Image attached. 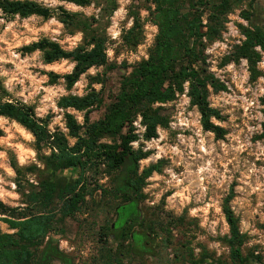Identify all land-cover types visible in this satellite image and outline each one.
Returning a JSON list of instances; mask_svg holds the SVG:
<instances>
[{"label":"clouds","instance_id":"obj_1","mask_svg":"<svg viewBox=\"0 0 264 264\" xmlns=\"http://www.w3.org/2000/svg\"><path fill=\"white\" fill-rule=\"evenodd\" d=\"M19 2L24 3L26 0ZM27 2L48 10L50 14L45 18L33 12L22 17L20 13L8 14L0 7V105L33 109L34 116L30 118L35 119L40 127H45L41 121L51 115L52 119L46 125L49 134H54L59 126L68 138L69 145L74 146L77 141L68 136L70 129L67 127L65 114L74 116L77 123L83 125L85 112L71 106L61 107L60 103L65 97L83 98L88 95L87 77L102 72L103 66L97 68L93 65L88 68L69 90L65 77L73 74L78 61L62 56L58 60L47 62V49L35 48L30 52L24 49L47 39L58 44L64 52H74L83 44L85 33L81 30L70 33L61 19L63 13L60 10L73 15L82 14L86 18L95 17L99 21L105 5L101 3L98 7L96 0H92L87 6L78 4L75 0ZM116 3L118 7L110 16L105 17L110 21L106 28L107 36L118 42L117 45L106 48L109 60L115 57V47L122 43V35L131 31L136 23V17L129 14L134 0H116ZM151 7L155 10L156 6L153 4ZM139 15L144 21L149 12L141 8ZM202 19L207 24V19ZM237 19L238 17L229 14L230 21ZM240 22L247 27L245 21ZM226 27L228 32L223 33V40H215L205 52L215 57L209 61L212 65L209 71L223 73L221 82L227 89L216 93L212 85H208L211 93L209 108L219 110L221 116H227L228 120L209 115L208 121L214 127L231 130L226 131L219 139L215 131L206 130L200 106L192 104L189 94L192 81L185 80L183 93L175 92L176 100L156 101L153 104L154 109L174 107L168 126L157 124L156 135L146 138L148 125L143 122V115L137 113L132 125L136 129L133 134L139 139L130 141L129 146L134 151L151 152V155L138 161L140 175L153 164L167 161L162 170H154L146 177L147 186L142 188V192L151 197L146 201L150 206L159 204L166 193H171L166 197L165 211H174L175 214L181 215L187 208L188 216L198 218L200 227L208 234L224 236L230 233V226L223 212V199L231 194L235 182V192L238 195L233 198L231 204L243 210L246 217L241 219V234L253 238L248 241L249 246H264V229L257 227V224H264V140L253 139L257 135L264 136V104L261 103V98H264V76L258 77L255 84L250 83L251 66L245 57H240L239 65L233 60L224 68L218 67L219 58L231 54L230 45L242 46L247 40L234 23L229 22ZM144 33L145 43L138 45L135 53L122 52L116 58L118 63H122L126 55L130 64L140 61L141 58L149 59L147 48L151 47L155 36L158 35L159 27L151 22L145 23ZM229 37L238 39L233 41ZM204 43H207L206 37ZM94 48L95 45L92 44L86 47L85 51L91 52ZM254 51L261 55L256 68L264 71V47L257 44ZM50 73L59 77L55 83H50ZM92 87L99 91L102 85L97 83ZM164 87H168L167 82ZM0 132L3 133L0 135V202L23 209L27 205L19 203L21 195L17 191L16 183L18 174L12 166L9 153L14 154L18 168L35 163L43 169L44 164L37 159L38 153L34 147L37 137L18 119L3 114H0ZM141 145L144 146L142 149ZM53 150L59 153L58 149H46L43 154L50 156ZM27 180L33 184L38 183L32 174L27 175ZM4 218L6 217H0ZM256 237L258 239H255ZM198 239L203 240L205 237L198 235ZM61 246L66 247V242H62ZM210 247H215L218 250L217 255L220 254L219 242ZM196 251L199 252V249ZM256 254L259 255V252Z\"/></svg>","mask_w":264,"mask_h":264},{"label":"trees","instance_id":"obj_2","mask_svg":"<svg viewBox=\"0 0 264 264\" xmlns=\"http://www.w3.org/2000/svg\"><path fill=\"white\" fill-rule=\"evenodd\" d=\"M75 2L85 6L91 4V0ZM209 2L210 0H153L156 7L151 13L159 27V33L149 52V59L132 66L124 63L121 68L126 72L122 76L120 87L107 98L102 90L100 92L93 90L83 98L69 96L61 101V107L71 106L85 112L83 125L77 123L74 116L65 115L67 127L70 129L68 136L77 141L74 146L69 145L63 133L56 132L50 135L46 126L40 127L35 119H31L30 117L34 116L33 109L0 105V114L18 119L36 135L38 152L44 148L59 150V153L53 150L50 156L42 157L47 171L79 170V175L73 182L41 183L38 189L27 196L28 206L25 209L11 208L0 202V217H6L0 219V223L7 225L11 231L15 230L11 234L0 230V264H50L52 260H57L61 264H74L70 256L60 252L50 241L46 243L41 255L39 248L49 235L57 232L58 224L74 219L83 211L87 197L93 198L99 191L103 197L107 194L98 184L99 177L103 175L113 177L115 187L112 193L116 197L124 198L126 204L134 203L139 208L141 201L144 200L142 188L146 185V177L154 170H160L156 165L146 169L142 175L138 174V161L148 154L130 148V141L139 139L133 134L136 129L132 122L137 113L143 115V122L148 125L146 138L156 135L157 124L167 127L169 121L162 114L163 107L154 109L153 104L156 101L176 100L175 92L183 93L185 80L192 81L189 94L192 97V104L200 106L206 130L215 131L218 139L225 135V129L214 127L208 121L209 115H215L223 120L218 110L209 108L211 93L208 85L211 84L216 93L221 89L226 90V87L213 72L209 71L211 66L205 49L209 43L220 39L227 15L231 11V0H216L207 18L208 24L204 25L203 10L208 9ZM255 2L256 0H252L253 10ZM0 7L8 14L20 13L22 17L33 12L45 18L50 14L48 10L28 3L27 0L24 3H20L19 0H0ZM60 11L63 13L65 24L79 27L84 31L85 44L74 52H64L58 44L44 39L24 51L30 52L35 48L47 49L45 52L47 62L58 60L62 56L78 61L73 74L65 77L69 90L80 75L93 65L97 68L103 66L109 71L118 69L117 65L109 64L106 40L94 34L86 21L63 9ZM253 16L254 14L249 12L243 14L244 20L250 24L249 28L241 27V33L247 40L242 46L238 45L233 49V52L223 60L221 67L233 60L239 63L240 57H245L250 62L251 72L256 73V63L261 59V55L254 51V46L259 44L264 47V29L255 25ZM141 32V26L136 21L134 28L123 36L125 44L137 48L141 43ZM205 37L207 43H204ZM92 44L95 48L91 52H86L85 48ZM49 75L51 83L59 79L56 74ZM92 81L102 85L104 83L98 78H93ZM165 82L168 84L167 88L164 87ZM101 108H105L103 117L92 121L91 114ZM261 138L264 139V136ZM13 167L19 174L20 170L15 165ZM124 170L126 176L123 178ZM91 178L95 179L94 188L90 182ZM121 180H124V185L120 190L118 185ZM230 202L231 197H228L223 212L230 226V237L226 242L231 249V259L240 264H259L260 257L244 258L242 255L241 248L245 238L240 232L239 220L232 211ZM34 207H37V210ZM142 223L140 221L139 225ZM110 234L114 235L117 248H112L108 244L103 245L99 264H125L126 260H130L131 264H144L146 257H153L155 254L151 247L155 241L153 230L134 233L130 226L123 225L117 231L111 226L101 237L108 238Z\"/></svg>","mask_w":264,"mask_h":264},{"label":"rangeland","instance_id":"obj_3","mask_svg":"<svg viewBox=\"0 0 264 264\" xmlns=\"http://www.w3.org/2000/svg\"><path fill=\"white\" fill-rule=\"evenodd\" d=\"M97 6L99 7L101 3L105 5L102 14L101 20H96L95 17L86 18L82 14H77L76 16L78 19L86 21L87 26L89 29L94 32V34L104 38L106 40V47H111L113 45H117V41L111 40L110 37L106 34V28L109 26L110 21L105 19V17L110 16L112 11L118 7L116 0H96ZM92 3V0H91ZM210 5L207 7L208 9L203 10L204 18H208L209 13L211 12V7L216 3V0H210ZM252 0H231V13L233 16L238 17L236 21L229 20V14L227 15V21L224 24V29L221 32V37L218 40H223V33L228 32V28L226 27L227 23L232 22L235 26L239 29L240 33L242 32L241 27L249 28V22L245 21L243 18V14L249 12L250 14H254L253 20L255 25L260 26L264 29V0H256L254 3V10L251 8ZM153 5V0H138L132 6H130V16H135L136 21L139 22L141 26V43L143 44L146 41V36L144 33V24L151 22L155 24L154 18L152 15V11H154L151 7ZM143 8L149 12V16L145 18L144 21L141 20L139 12L140 9ZM62 21L63 18L61 17ZM240 21H245L247 23V27L245 24L241 23ZM126 23V21H125ZM208 24V22H207ZM66 28L70 33H74L77 30L83 31L79 27L69 26L67 24ZM204 25H206L204 23ZM127 33V32H126ZM124 33L121 37L122 43H119L117 47H115V57L112 60H109V64H115L118 66V69L109 71L105 67H103L102 72H98L96 76L89 75L87 77L89 84L86 91L91 93L93 90L96 92H100L102 90L105 98L109 96L111 92H116L120 87V82L122 80V76L125 74V70L121 68V66L126 63L129 65L137 64L145 59L141 58L140 61H136L133 63H129L127 55L125 60L122 63H118L117 59L122 52L124 53H135L137 52V48H131L127 46L123 40V36L126 34ZM242 34V33H241ZM157 36V35H156ZM151 45V47L147 48V52L149 54L150 50L152 49L155 39ZM230 40H235L237 38L229 37ZM215 41V40H214ZM213 41V42H214ZM209 43L208 47L211 46L213 43ZM85 44L84 42L81 46ZM139 44V45H140ZM238 46L237 44H232L230 47L233 49ZM209 56V60L214 59L213 54H207ZM230 55V54H229ZM229 55L224 56L223 58H219L218 67H221V64L225 58ZM239 65V63H237ZM212 67V65L210 64ZM100 68V67H99ZM251 71V70H250ZM54 74V73H53ZM215 76L221 81L224 77L223 73H214ZM264 76V71L257 70L256 73L252 72V76L250 78V83L255 84L258 77ZM93 78H98L102 80L104 83L99 91L92 87L93 84H97L92 81ZM230 83V81H228ZM51 83V81H50ZM224 84V83H223ZM225 85V84H224ZM234 87V86H233ZM71 90V89H70ZM227 91V89L225 90ZM108 102V101H107ZM261 103L264 104V98H261ZM174 111V107L164 108L162 114L168 118V121L171 117L172 112ZM219 111V110H218ZM34 112V111H33ZM220 112V111H219ZM105 113V108L96 109L91 114V120L97 121L103 117ZM67 114V113H66ZM65 114V115H66ZM223 120H228L227 116H222ZM52 116L49 115L46 119L42 120L41 122L46 126ZM239 123V121H237ZM228 129L226 131H230ZM56 132H61L59 126H57ZM55 132V133H56ZM62 133V132H61ZM3 135V133H2ZM175 135V133H173ZM68 139V138H67ZM254 140H264L261 138V135H257L253 138ZM69 142V140H68ZM35 149L37 150V145H34ZM144 146L141 145V149ZM47 148H44L42 151L38 152L37 159L44 164L42 160L44 155L43 152ZM137 151V150H136ZM145 153V152H144ZM151 155V152L147 153ZM11 158L12 166H16V158L14 154L11 152L9 153ZM167 163V161H160L157 164H153L152 166H159V170H162L163 166ZM17 167V166H16ZM18 168V167H17ZM20 170L16 183L18 185L17 191L21 195V200L19 203L27 205V196L33 192L34 190L38 189V186L45 182H57V184L69 183L73 182L79 175L78 169H70V170H63V171H47L46 165L44 164V168H39L35 163L31 165L25 166L24 168H18ZM148 169V168H146ZM145 169V170H146ZM67 172V175H65ZM32 174L35 176L38 183L33 184L27 180V175ZM239 175V173H237ZM88 176H90L88 174ZM91 183H93V187L95 185V179L91 178ZM98 184L101 185L107 194L103 197L101 195V191L94 194V197H87L86 199V206L84 207L83 211L76 215L74 219H68L63 224H58L57 232H53L49 237L45 240L44 244L39 248V255H41V251L45 247L47 242H52V244L58 247L60 252L70 256L74 264H99L100 259V250L103 245H109L112 248H117V241L114 240V235L110 234L108 238L101 237L105 230L109 229L116 220V209L126 204L124 198L116 197L112 192L115 187V183L112 176L103 175L99 177ZM147 185H145L146 187ZM236 183L234 182L232 185V192L229 195H226L223 199V207L225 200L228 197H231V201L233 198L238 195L235 192ZM171 193H166L165 197L161 199L160 203L154 206H150L146 201L150 200L151 197L144 195V200L141 201L139 205L140 210V221H142V225H132L133 228L131 230L136 229L139 232H145L153 230L155 241L151 244V247L155 251L153 257H146L144 259V264H240L239 262H234L231 259V249L228 246L226 239L230 237V233L224 236H212L208 234L205 229L200 227V221L198 218H190L187 214V208L184 209L183 214L177 215L174 211H165V202L167 195ZM255 202V197H253V203ZM11 208H18L12 207L7 205ZM28 206V205H27ZM26 206V207H27ZM24 207L23 209H25ZM230 207L234 212L235 216L239 220V227L241 228V219L246 218L244 211L239 209L238 206H233L230 202ZM37 210V207H34ZM133 210H129V213L134 212ZM235 209V210H234ZM136 212V211H135ZM134 214V213H133ZM225 215V214H224ZM259 220V217H257ZM0 225H4L5 227H0V230L3 233H14L13 231L9 230L8 226L0 223ZM130 226V225H129ZM257 227L264 229V224H257ZM241 232V231H240ZM199 236H204L205 239L199 240ZM245 238L244 244L241 248V252L244 258H255L260 257L261 263L264 264V246L260 244H254L252 246L248 245V241L253 239L249 237L247 234H242ZM255 239H258L256 237ZM62 242H66V247H62ZM219 242L220 243V254L217 255L218 250L215 247H210V245ZM199 249V252L196 251ZM259 252V255L256 253ZM125 264H131L130 260H126ZM50 264H61L57 260H52ZM138 264V263H134Z\"/></svg>","mask_w":264,"mask_h":264},{"label":"flooded vegetation","instance_id":"obj_4","mask_svg":"<svg viewBox=\"0 0 264 264\" xmlns=\"http://www.w3.org/2000/svg\"><path fill=\"white\" fill-rule=\"evenodd\" d=\"M128 205L129 204H126V205H123L121 207H126ZM117 209H119V208H117ZM117 209H116V220H115L114 224L112 225V229L114 231L120 230L123 225H124V227H128L130 225V228H133L132 225L138 226L140 224L139 208H137L136 212L134 211L132 213H129V212L124 211V210H120L118 212ZM124 219H126V220H124ZM133 232L134 233H136V232L138 233L139 231L134 229Z\"/></svg>","mask_w":264,"mask_h":264},{"label":"water","instance_id":"obj_5","mask_svg":"<svg viewBox=\"0 0 264 264\" xmlns=\"http://www.w3.org/2000/svg\"><path fill=\"white\" fill-rule=\"evenodd\" d=\"M126 176V170H124V172H123V178ZM124 181V180H123ZM122 180L119 182V185H118V187L120 188V190H121V188H122V185H124V182H123ZM132 208H134V210L135 211H137V207H136V204H130V205H128V206H126V207H121V208H119V209H117V211L119 212L120 210H124V211H127V212H129V210H133ZM124 220H126V219H124Z\"/></svg>","mask_w":264,"mask_h":264}]
</instances>
